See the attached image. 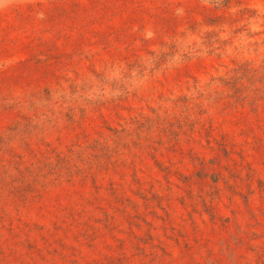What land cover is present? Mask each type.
Listing matches in <instances>:
<instances>
[{"label": "rangeland", "instance_id": "obj_1", "mask_svg": "<svg viewBox=\"0 0 264 264\" xmlns=\"http://www.w3.org/2000/svg\"><path fill=\"white\" fill-rule=\"evenodd\" d=\"M0 264H264V0H0Z\"/></svg>", "mask_w": 264, "mask_h": 264}]
</instances>
